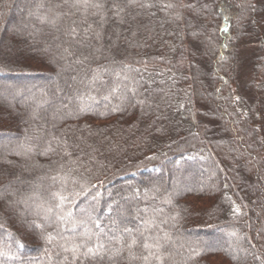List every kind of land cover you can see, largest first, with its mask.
I'll use <instances>...</instances> for the list:
<instances>
[{
	"label": "trees",
	"instance_id": "16d2710c",
	"mask_svg": "<svg viewBox=\"0 0 264 264\" xmlns=\"http://www.w3.org/2000/svg\"><path fill=\"white\" fill-rule=\"evenodd\" d=\"M263 234L264 0H0V264H264Z\"/></svg>",
	"mask_w": 264,
	"mask_h": 264
},
{
	"label": "rangeland",
	"instance_id": "374dc122",
	"mask_svg": "<svg viewBox=\"0 0 264 264\" xmlns=\"http://www.w3.org/2000/svg\"><path fill=\"white\" fill-rule=\"evenodd\" d=\"M213 33L214 32L212 31V29H208L207 35H204L201 38V40L203 38H206L207 40L211 41V39L213 38ZM199 36L200 35H197L198 38H200ZM259 47H260V42H258L257 39H255V38L249 40L247 43H245V44H243L241 46V49H240L241 67H240L239 81H238V84H237V90H238L239 94L243 93L244 89L246 88V85L252 81V78H253V73H252L253 72V64H252V61H253V58L255 57V53L257 52ZM221 64L222 63L219 60L213 61V66H219L220 67ZM213 70H214V68H213ZM206 77H207L206 78L207 81H209L211 79V75H208ZM213 79H215V78H213ZM215 81H217V80H215ZM215 81L213 80L211 82L212 86H215L214 85ZM212 86L211 87L207 86V85L205 86V89H204L205 98H209V99L214 98V99H216L215 96H214V93L212 91L213 90ZM211 120H217V119H215V118L212 119L211 118ZM199 128L202 129L201 126H199ZM230 129L232 130V133L234 132L233 136L230 135V137H229L228 135H226L230 131L229 132H228V130L224 131V134H225L224 138H226V140L228 142H232V140L235 139L234 136L236 135V130L233 127L230 128ZM224 168H225L224 175L226 176L227 179H229L230 172L227 169V165H225V163H224ZM245 173L247 174V176L250 175V177L253 178V176L249 173V171H246ZM200 174L203 175L204 178H207L209 176L208 173L203 172V171ZM8 209H10V207ZM232 241H233L232 239H229V238L226 239L227 243H230ZM259 252H260V254H264L263 251H259ZM259 258L262 260V257H259ZM259 258H257L256 260L254 259V261H258L259 260V262H261V260Z\"/></svg>",
	"mask_w": 264,
	"mask_h": 264
},
{
	"label": "snow or ice",
	"instance_id": "6c2138e0",
	"mask_svg": "<svg viewBox=\"0 0 264 264\" xmlns=\"http://www.w3.org/2000/svg\"><path fill=\"white\" fill-rule=\"evenodd\" d=\"M75 3H76V4L83 3V4L87 5V4L89 3V0H75ZM95 6H96V7H100L99 4H97V5H95ZM73 31H74V30H73ZM61 199H63V197H61ZM126 231H130V230L126 229ZM135 244H136V240L133 239V240L131 241L129 247H132V246L135 245ZM21 246H22V245H21ZM99 247H103V246L101 245V246H99ZM143 247H144V248H148L149 245H148L147 243H145V244L143 245ZM73 251H75V249H73ZM97 254H98V252H97L95 249H93V248H88V250H87V255L95 256V255H97Z\"/></svg>",
	"mask_w": 264,
	"mask_h": 264
}]
</instances>
